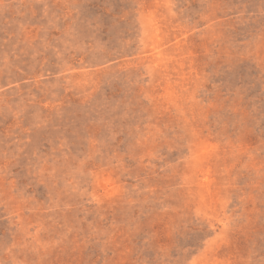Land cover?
<instances>
[{"label": "rangeland", "instance_id": "rangeland-1", "mask_svg": "<svg viewBox=\"0 0 264 264\" xmlns=\"http://www.w3.org/2000/svg\"><path fill=\"white\" fill-rule=\"evenodd\" d=\"M0 264H264V0H0Z\"/></svg>", "mask_w": 264, "mask_h": 264}]
</instances>
